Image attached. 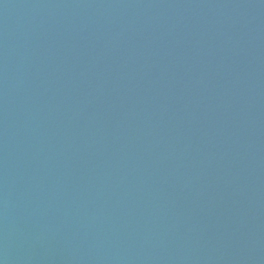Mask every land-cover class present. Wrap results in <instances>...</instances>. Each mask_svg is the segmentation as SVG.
I'll return each mask as SVG.
<instances>
[{
	"label": "water",
	"instance_id": "water-1",
	"mask_svg": "<svg viewBox=\"0 0 264 264\" xmlns=\"http://www.w3.org/2000/svg\"><path fill=\"white\" fill-rule=\"evenodd\" d=\"M0 264H264V0H0Z\"/></svg>",
	"mask_w": 264,
	"mask_h": 264
}]
</instances>
